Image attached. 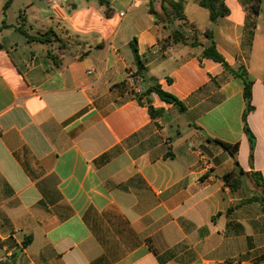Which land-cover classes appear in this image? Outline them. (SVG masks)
<instances>
[{
	"label": "crops",
	"instance_id": "1",
	"mask_svg": "<svg viewBox=\"0 0 264 264\" xmlns=\"http://www.w3.org/2000/svg\"><path fill=\"white\" fill-rule=\"evenodd\" d=\"M226 2L230 14L212 21L184 0L182 22L160 20L161 0H47L32 32L22 14L0 9V261L264 264L261 12ZM20 27L52 32L44 42ZM172 29L185 41L164 47ZM208 29L253 80V157L244 81L201 57ZM134 39L142 102L127 79ZM156 84L185 110L145 94ZM148 100L162 112L151 115ZM214 139L238 144L235 157ZM236 160L233 189L224 176Z\"/></svg>",
	"mask_w": 264,
	"mask_h": 264
},
{
	"label": "trees",
	"instance_id": "2",
	"mask_svg": "<svg viewBox=\"0 0 264 264\" xmlns=\"http://www.w3.org/2000/svg\"><path fill=\"white\" fill-rule=\"evenodd\" d=\"M12 0H8L5 4V6H9ZM103 1V0H100ZM262 1L263 0H241L242 4L244 5L245 9L247 10L249 16L252 18H256L259 16L261 10H262ZM162 3V10L164 17L160 20H165V19H178L181 20L182 22H187V17L185 15L184 11V0H161ZM198 3L206 8L209 11L210 14V19L212 21H217L219 18L225 17L230 14V8L226 2V0H198ZM150 12L152 14L157 15L156 10L154 9L152 3L150 4ZM159 22V18L157 19ZM29 39H37V40H42L44 42L48 41L47 36L50 34L49 31L47 33H43L40 37L38 36H33L30 35L27 30L23 29L22 27L19 28ZM205 34L207 38L210 40V44L206 46L201 54V57H208L212 58L217 62L222 63V65L230 70L235 76L241 77L244 81V98L246 101V108L243 114V121H244V129L246 133L248 134V137L251 142V157H253V150H254V144H255V136L250 130L248 123H247V115L248 113L253 109L252 105V86H253V80L250 78L247 70L244 67H240L239 69H233L225 57L221 54V52L217 48L216 41L214 39V33L211 29H208L205 31ZM185 41V36L182 31L179 29H172L170 34L161 39L160 43L166 47L169 46L173 43H178V42H184ZM131 47L134 52L135 56V61H136V75L140 78L143 76L144 72V64L141 61L139 54H138V49L136 45V39H134L131 43ZM151 92H156L161 99H163L166 102L169 103H174L180 111L185 110L184 104L173 94L165 91L162 89V87L159 84L153 85L149 87L146 90L145 94L151 93ZM144 93L138 95V99L140 102H142V96ZM148 108L150 111L151 115H156L158 113L162 112V109H156L150 100L147 101ZM217 143H219L224 149L230 152V154L235 157L237 151H238V144H232L230 142L220 140V139H214ZM243 173V169L240 167V164L238 160H236V166L235 170L226 174L224 176L225 181L233 188H237L240 185V179L239 176ZM256 181L258 184H260L264 188V180L260 177H256ZM264 200V197H263ZM0 264H11L6 261H0Z\"/></svg>",
	"mask_w": 264,
	"mask_h": 264
},
{
	"label": "rangeland",
	"instance_id": "3",
	"mask_svg": "<svg viewBox=\"0 0 264 264\" xmlns=\"http://www.w3.org/2000/svg\"><path fill=\"white\" fill-rule=\"evenodd\" d=\"M8 0H0V9H3ZM44 4V8L48 7L47 0H12L8 6V14L10 18H15L22 14L27 19L24 28L30 29L31 25H37L36 20L43 18V15L38 9V5ZM42 21V20H41ZM38 22V23H39ZM40 24V23H39ZM259 32L264 33V0L262 1V11L258 18Z\"/></svg>",
	"mask_w": 264,
	"mask_h": 264
},
{
	"label": "built area",
	"instance_id": "4",
	"mask_svg": "<svg viewBox=\"0 0 264 264\" xmlns=\"http://www.w3.org/2000/svg\"><path fill=\"white\" fill-rule=\"evenodd\" d=\"M123 14V13H122ZM127 79L131 89L136 94L141 92V78L136 75V70L130 68L127 71Z\"/></svg>",
	"mask_w": 264,
	"mask_h": 264
}]
</instances>
